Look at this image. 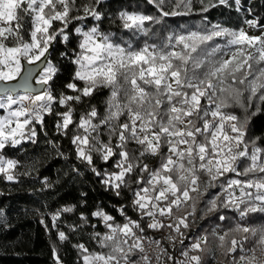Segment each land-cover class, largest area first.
<instances>
[{"label":"snow or ice","instance_id":"1","mask_svg":"<svg viewBox=\"0 0 264 264\" xmlns=\"http://www.w3.org/2000/svg\"><path fill=\"white\" fill-rule=\"evenodd\" d=\"M147 2L159 15L129 9L118 13L120 27L131 38L156 35L153 26L162 25L166 17L189 15L193 5V0H167V5L166 0ZM197 2L204 13L218 5L231 6L229 0ZM102 4L103 0H0V81H22L0 89V110L6 111L0 115V175L8 181L31 175L27 170L18 172L20 162L3 152L25 142L36 143V124L43 128L44 116L53 113L54 105L62 106L65 110L56 112L61 118L57 131L67 136L69 126H74L71 143L77 158L100 177L106 189L119 196L121 189L132 188L135 174L131 207L139 219H132L121 207L124 222L119 223L98 206L92 215L106 231L91 236L99 250L83 243L75 246L82 264H202L201 254L211 251L208 235H197L184 246L183 259H174L165 247V243L175 247L177 239L183 245L189 217L194 220L202 196L209 195L201 210L205 215L221 208L238 213L239 221L250 214H264V146L258 144L260 137L245 139L251 116L264 104V23L245 20L249 28L259 27L261 35L217 23L170 32L160 44L145 41L142 47H133L131 42L113 39L115 33L101 31ZM233 4L241 11L242 0ZM88 18L97 23L87 30L75 28L81 37L79 51L73 50L71 58L76 70L64 85L74 94L54 95L49 82L59 69L50 60V49L58 37L68 42L69 24ZM217 38H223L224 45L214 43ZM37 62L44 63L36 81L39 89L32 86L31 69L23 74L25 63ZM101 88L110 89L105 112L90 106L74 121L70 102L79 104L82 97H91ZM17 89H24V94L18 95ZM253 102L255 111L250 116ZM232 107L242 109L243 117L226 111ZM102 127L106 141L101 139ZM130 143L137 148L130 151ZM93 154L105 164L112 159V170L98 169ZM145 157H158V165L150 169ZM217 188L218 192L209 194V189ZM71 211L72 207L57 210L53 227L62 212ZM217 220L231 222L223 214ZM162 229L171 232L156 238L146 231ZM211 235L226 256L232 255L230 264H264V223L237 222L223 234L213 229ZM58 237L67 239L63 231ZM250 238L256 242L246 248ZM53 256L55 264H62L55 247Z\"/></svg>","mask_w":264,"mask_h":264},{"label":"trees","instance_id":"2","mask_svg":"<svg viewBox=\"0 0 264 264\" xmlns=\"http://www.w3.org/2000/svg\"><path fill=\"white\" fill-rule=\"evenodd\" d=\"M81 2L83 0H78V3ZM242 3L247 18L257 19L264 23V0H242ZM100 7L105 13L103 21L100 22L101 31L115 33L113 39L126 43L131 42L135 47H142L145 41L150 44H160L170 32L189 27H210L213 23L233 14L222 5L211 8L207 13L201 12L202 5L197 0H193L192 11L189 15L166 17L162 25L152 27V32L156 35L153 36L150 33L148 37L131 38V34L120 27L118 13L129 9L159 15L157 9L147 0H103ZM165 10L170 9L166 6ZM95 23L97 22L91 18L84 21H73L68 26V42L62 43L58 37L54 43L50 60L59 69L50 82L54 95L61 91L69 95L74 94L64 85L71 82L76 70V65L72 63L71 58L74 57L73 50L79 51L78 44L81 37L75 33V28L84 24L85 28L89 29ZM64 52H67L68 56L61 55ZM77 84L82 86L83 82L77 81ZM109 97L110 89L101 88L91 97H82L79 104L70 102L75 109L73 120L78 121L80 115L90 106H95L98 112L104 113ZM260 108L261 110L256 115L251 116V112L255 111V102H253L248 113L251 119L248 124V136L245 139L260 137L258 144L264 146V104H261ZM64 110L62 106L54 105L53 113L44 116L43 128L40 125L36 126L39 136L50 138L63 155L52 157L35 174L31 184L9 182L3 175H0V264H55L53 247L57 249L62 264H82L80 251L75 246L83 243L90 250H99L91 236L95 231H106L99 219L92 215L98 206L114 216L119 223L124 222V217L119 213L121 207L132 219H139L138 214L131 207L132 188L136 187L135 174L132 176V188L121 189L119 196L113 190L106 189L100 177L94 175L90 167L77 158L75 146L71 143V136L76 130L74 126H69L67 136L57 131L56 123L61 118L56 115V112ZM226 111L233 112L241 118L244 115L239 107H232ZM100 132L101 139L106 141V128L102 127ZM128 148L131 151L137 146L130 143ZM163 150L166 151V149ZM158 160V157L144 158V162L149 165L150 169L158 165ZM93 163L98 169L106 168L111 171L113 168L112 159L105 164L95 154H93ZM144 175L147 176V173ZM228 176L233 177V174L229 173ZM45 178H47V184L44 183ZM213 191L218 192L219 189ZM65 207H72L73 211L62 212L55 221L56 226L53 227L52 215ZM221 214L231 218V222L217 220V216ZM82 216L87 217V221H84ZM257 217L261 218L257 219ZM200 219L198 233L208 235V248L210 249L212 246L210 233L213 227L218 225L227 231L238 222V213L221 208L214 215ZM247 221L250 224L263 223L264 215L250 214ZM92 225H97V227L93 228ZM141 226H145L143 220ZM59 231L65 233L66 240L59 239ZM146 231L154 237H159L164 233V229L158 232ZM235 235L239 238L243 234ZM251 245L250 240L245 242L246 248ZM206 253L209 251L206 250ZM208 261L209 257L205 256L202 264H207ZM230 261V255L226 256L222 249L220 264H230Z\"/></svg>","mask_w":264,"mask_h":264},{"label":"rangeland","instance_id":"3","mask_svg":"<svg viewBox=\"0 0 264 264\" xmlns=\"http://www.w3.org/2000/svg\"><path fill=\"white\" fill-rule=\"evenodd\" d=\"M229 5H231V6H225V5H222V6L224 8H226L228 11H232L233 12L232 16H230V17L227 16L224 20L217 21L213 24L219 23V24H221L225 27H229V28H241L242 27V28H244V30L249 35H261V29L259 27L249 28L248 25L245 23V20H247L249 18H247L244 14L245 7H244L243 3H242L243 7H242L241 11H239V12H237L235 10L233 0H229ZM80 27H83L85 30H87L85 28L84 24L81 25ZM187 29L196 30V29H200V28L189 27V28H184V29H178L175 32H180V31L187 30ZM214 43L224 45L225 41L223 38H217L214 41ZM148 44H150V43H148ZM132 45H133V43H132ZM133 47H135V46L133 45ZM41 74H42V71L39 74V76L37 77L36 81L39 79ZM18 95H23V94H18ZM0 115H6V111L0 110ZM37 125H39V124H36V126ZM50 141H51V143H50ZM59 153H60V151L57 149L56 144L50 138L40 137L38 133H37V137H36V143H34V144L30 143V142H25L24 144H22L21 146H18L17 148H6L3 152V154L7 158H12V159L18 160L20 162V166L17 169L18 172H24L26 170L31 172V175H22V176H19L17 181H9V182H21L22 184H31L32 181L34 180L35 174L39 171V169L41 167H43L52 157L59 155ZM33 161H35L34 165H33ZM233 176H234V174H233ZM213 190L214 189H210L209 194L216 193ZM208 199H209V195H207V194L200 198V201L197 205V210H198V208H200V210L196 211L194 221H191L190 227L188 229V230L192 231L191 232L192 234L194 232V228L197 226L196 225L197 219L212 216L215 214V212H211V213H208L207 215H205L201 211L202 209H204L206 207L205 202ZM180 214L181 213H177V215H180ZM199 215H202V216H199ZM238 222L242 223V224H250V223H248L247 219L245 221H239V219H238ZM263 223H264V221H263ZM256 224H260V223H256ZM215 229H217L218 233L223 234V230L221 229V227H215ZM186 234H189V233H186ZM250 239L252 240V245H251V247H252L256 241H255V238H250ZM211 255H212L211 256L212 258H211L210 264H219V257L221 256V249L218 248L217 245L214 246Z\"/></svg>","mask_w":264,"mask_h":264},{"label":"water","instance_id":"4","mask_svg":"<svg viewBox=\"0 0 264 264\" xmlns=\"http://www.w3.org/2000/svg\"><path fill=\"white\" fill-rule=\"evenodd\" d=\"M53 48H54V45H53ZM53 48L50 49L51 53L53 51ZM43 68H44V63L43 62H37V64H35V65H27L25 63V70H24L23 74H27L28 69L32 70L31 82H32V86L34 88H36V89L40 88V85L36 83V79L39 76V74L41 73ZM21 82L22 81L19 78H17V80H15V81H11V82H2V81H0V89L12 88V87L16 86L17 84H19ZM17 94H24V89H17Z\"/></svg>","mask_w":264,"mask_h":264},{"label":"crops","instance_id":"5","mask_svg":"<svg viewBox=\"0 0 264 264\" xmlns=\"http://www.w3.org/2000/svg\"><path fill=\"white\" fill-rule=\"evenodd\" d=\"M200 210V208H198V210L197 211H199ZM199 216H202V215H199ZM199 220H201V219H197V221H196V227L194 228V231H196V233H195V235L193 236V239L197 236V235H207L206 233H203V234H199L198 233V227H199V224H198V221ZM189 221H194L193 220V218L192 217H189ZM169 221H165V223H168ZM192 227V226H191ZM215 227H221V226H214L213 227V229H215ZM213 229L211 230V233H212V231H213ZM221 229L223 230V228L221 227ZM216 230V232H217V229H215ZM168 232H171V230L170 229H164V233H168ZM192 231L191 230H185V233H189V234H187V235H191L190 233H191ZM223 232H225L224 230H223ZM163 233V234H164ZM211 233H210V236L212 237L211 238V242H212V246H211V251H209V253H206V251L204 252V253H202L201 255H202V260L205 258V256H208L209 257V261H208V263L207 264H210L211 263V254H212V250H213V248H214V246L215 245H218V242H217V240L211 235ZM218 233V232H217ZM251 242H252V240L251 239H249ZM221 256H222V249H221ZM221 256L219 257V264H220V261H221ZM230 257H231V260H232V255H230Z\"/></svg>","mask_w":264,"mask_h":264},{"label":"built area","instance_id":"6","mask_svg":"<svg viewBox=\"0 0 264 264\" xmlns=\"http://www.w3.org/2000/svg\"><path fill=\"white\" fill-rule=\"evenodd\" d=\"M169 233L170 232L164 233L161 236L156 237V238H161V237L167 236ZM195 233H196V231H194L193 234L191 233L190 236L185 233L187 239L184 240L183 245L180 243L179 239H177L175 247H172L171 245L165 243V247L168 248L169 253L174 257V259H177V260L183 259V257L180 255L181 250L184 246L190 244V242L193 240V236L195 235ZM153 264H155V261L153 262ZM165 264H171V262L165 261Z\"/></svg>","mask_w":264,"mask_h":264}]
</instances>
